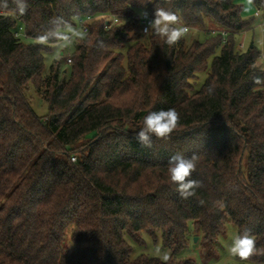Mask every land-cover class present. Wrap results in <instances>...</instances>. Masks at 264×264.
Listing matches in <instances>:
<instances>
[{
  "label": "trees",
  "instance_id": "obj_1",
  "mask_svg": "<svg viewBox=\"0 0 264 264\" xmlns=\"http://www.w3.org/2000/svg\"><path fill=\"white\" fill-rule=\"evenodd\" d=\"M236 1L28 0L25 15L0 14V264H199L190 251L208 260L228 224L264 247V86L253 82L264 77V53L237 49L254 21ZM251 1L264 14V0ZM145 4L151 17L163 7L205 37L174 46L143 38L134 17ZM86 16L96 19L73 37L72 63L45 72L58 44L36 38L57 17L77 29ZM114 16L121 23L107 29ZM21 28L26 38L15 36ZM168 108L181 116L171 137L141 147L143 118ZM175 154L199 157L194 197L182 199L169 179ZM143 234H160L171 257L133 259L127 239L144 246Z\"/></svg>",
  "mask_w": 264,
  "mask_h": 264
},
{
  "label": "clouds",
  "instance_id": "obj_2",
  "mask_svg": "<svg viewBox=\"0 0 264 264\" xmlns=\"http://www.w3.org/2000/svg\"><path fill=\"white\" fill-rule=\"evenodd\" d=\"M151 2L152 0H148V3ZM12 3L15 8L9 10L8 0H0V14L23 16L27 13L28 0H12ZM147 4L143 5L145 7L137 12L139 19L147 21L146 26L143 28L145 35L151 31L169 46L176 45L184 38L189 29L183 25L180 16L163 7H155L154 19H149V13L146 10ZM79 35L80 33L69 21L57 17L52 21V27L46 29L36 39L42 45L56 42L58 45L67 47L71 44L72 37ZM253 67H256V65ZM260 70L264 71V67ZM253 82L255 85L264 86V77L257 76ZM207 91L211 95L214 92V87L209 86ZM180 120V113L175 108L151 111L143 118L142 127L135 132L134 138L141 147L151 148L153 137L160 140L169 139ZM198 160L199 157L196 154L190 157L175 154L169 158L167 168L169 179L177 186L176 191L182 199L196 196V190L201 187V182L192 178V174L197 169ZM227 252L240 261H249L254 256H264V247L258 248L255 236L250 230H245L233 237L231 244L227 247ZM167 259L168 257L165 255L164 260Z\"/></svg>",
  "mask_w": 264,
  "mask_h": 264
},
{
  "label": "rangeland",
  "instance_id": "obj_3",
  "mask_svg": "<svg viewBox=\"0 0 264 264\" xmlns=\"http://www.w3.org/2000/svg\"><path fill=\"white\" fill-rule=\"evenodd\" d=\"M237 5L241 7L242 16L245 20H253V24L246 30V35H240L238 37V43L244 41L245 47L254 44L259 48V50L264 53V14L259 12L251 0H237ZM256 13H259L260 16H256ZM196 28L197 30H194L190 32L187 35V38H194L199 37L200 39H203L205 37V34H203L202 29L192 26ZM212 28H215L214 25L211 24ZM211 28V29H212ZM29 42L31 40H28ZM129 43L127 44L128 47ZM126 47V48H127ZM74 45L64 47L63 45H53L52 51L49 53H45V72H48L52 63L56 60H60L62 63V66L66 69L68 68L66 56L69 53L72 54L74 51ZM220 51H217V55ZM210 71V65L209 69L205 72H202L198 74L197 79L194 81L193 86L195 91H198L201 89L203 84L206 81V78L208 76V73ZM27 97L29 99L30 105L34 112L39 117H45L48 114V107L46 103L39 97L37 92L31 88L29 92L27 93ZM238 234L237 228L233 224H228L226 232L219 236L218 241L214 247V250L211 252L210 257L208 260L204 261L201 259V254L198 248L193 249L190 251V255L192 258H194L199 264H256L252 262H240L238 258L232 257L227 252V247L231 244L233 237ZM71 235V234H70ZM69 235V239H70ZM143 238L145 240V245L140 246L136 244L132 239L128 238L129 244L134 248L132 258L135 259L141 255H147L149 257H156L163 261L164 256L167 255L168 259L171 257V252L164 248L161 241V235L158 234L157 241L151 238L147 234H143ZM199 241V239H198ZM198 241L196 243H198ZM72 246V244H71ZM73 250V247H70V251ZM167 259V260H168Z\"/></svg>",
  "mask_w": 264,
  "mask_h": 264
},
{
  "label": "built area",
  "instance_id": "obj_4",
  "mask_svg": "<svg viewBox=\"0 0 264 264\" xmlns=\"http://www.w3.org/2000/svg\"><path fill=\"white\" fill-rule=\"evenodd\" d=\"M256 16L257 17L260 16L259 13H256ZM134 18H136V19H138L140 21V25H141L140 26V33L143 36V38H147L149 36L150 32H151V31H149V33L147 35H145L144 32H143V28L146 26L147 21H144V20L139 19L138 16H136ZM95 19H96V17H94V16H86V17L81 18L79 20V22H78L77 31L78 32L82 31V32H85V33L89 32L90 26H91V24L93 23V21ZM149 19H154V18L149 15ZM110 21H112V24H119V23H121V18L116 17V16L112 17L111 20H109V21L106 22L107 29L109 28ZM183 25L186 26L189 29V31H188V33L186 35H188L191 31L197 30L196 28L191 27V26H188V25H186L184 23H183ZM197 31H199V30H197ZM213 33H216V30H213ZM222 33L225 34L224 31H222ZM245 33H246V31L242 32L241 35L244 36ZM15 36L17 38L18 37H24V38L27 37V35L25 34V32L22 30V28L16 33ZM72 41H73V37H72ZM72 41H71V44H72ZM71 44L69 46H71ZM244 48H245L244 41L238 43L237 49L239 51H242ZM65 58H66L67 64H71L72 63V54L71 53L68 52V54H67V56ZM76 159H77L76 157H72L71 158V160L73 162H76Z\"/></svg>",
  "mask_w": 264,
  "mask_h": 264
},
{
  "label": "water",
  "instance_id": "obj_5",
  "mask_svg": "<svg viewBox=\"0 0 264 264\" xmlns=\"http://www.w3.org/2000/svg\"><path fill=\"white\" fill-rule=\"evenodd\" d=\"M195 242H197L198 241V238H195V240H194Z\"/></svg>",
  "mask_w": 264,
  "mask_h": 264
},
{
  "label": "crops",
  "instance_id": "obj_6",
  "mask_svg": "<svg viewBox=\"0 0 264 264\" xmlns=\"http://www.w3.org/2000/svg\"><path fill=\"white\" fill-rule=\"evenodd\" d=\"M246 35V34H245Z\"/></svg>",
  "mask_w": 264,
  "mask_h": 264
}]
</instances>
